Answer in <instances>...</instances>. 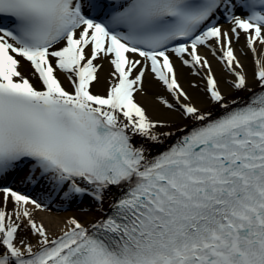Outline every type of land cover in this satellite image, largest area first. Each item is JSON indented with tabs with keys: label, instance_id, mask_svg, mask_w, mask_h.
<instances>
[{
	"label": "snow or ice",
	"instance_id": "1",
	"mask_svg": "<svg viewBox=\"0 0 264 264\" xmlns=\"http://www.w3.org/2000/svg\"><path fill=\"white\" fill-rule=\"evenodd\" d=\"M85 198L94 221L36 219ZM0 264H264V0H0Z\"/></svg>",
	"mask_w": 264,
	"mask_h": 264
},
{
	"label": "bare ground",
	"instance_id": "2",
	"mask_svg": "<svg viewBox=\"0 0 264 264\" xmlns=\"http://www.w3.org/2000/svg\"><path fill=\"white\" fill-rule=\"evenodd\" d=\"M237 49V55L240 57L242 64L244 65V71L248 75L249 84H253V71H254V57L253 54L247 50L245 47V39L241 36L238 43L234 45ZM103 70L100 73V83L95 86L94 91L98 93H103L106 87V80L109 77V73L111 71L110 65L104 61ZM212 67L217 75V78L220 82V86L225 92L229 93L231 97H245L249 95L246 92H236L231 90L230 81L233 79L230 73L226 71V69L219 64L216 60H212ZM180 82L182 86L188 91V93L193 98V101L199 103L203 107L209 106L207 103V97L205 92L203 91L204 82L200 79V77L192 75L191 71L187 68L180 69ZM192 83H197L198 87H191ZM147 93L144 96L138 97L140 102L149 110L150 114L153 117H162V118H170L179 122V115L177 113H170L166 109H164L156 99L157 96H167L164 88L158 84L156 81L151 78L146 83ZM170 99V97H168ZM157 148H153L154 151ZM75 203H73L74 205ZM108 202H105L104 208L106 209ZM73 210H68L66 212H43L39 213L36 217L38 222H43L48 228L50 233H59L60 230L64 227L66 221L74 216ZM99 212L95 208L93 212L87 213V222L94 221ZM86 222V223H87ZM27 240H30L32 243H35V239L32 236H28L26 232H22L20 234ZM31 235V234H30Z\"/></svg>",
	"mask_w": 264,
	"mask_h": 264
},
{
	"label": "rangeland",
	"instance_id": "3",
	"mask_svg": "<svg viewBox=\"0 0 264 264\" xmlns=\"http://www.w3.org/2000/svg\"><path fill=\"white\" fill-rule=\"evenodd\" d=\"M92 206H93V205H91V206L89 205V206H84L85 208L82 207L83 209H81L80 207L77 208V209H75V211H73V212H75V213H74V216H76L77 218H79L80 220H83V221L85 222V221H86V220L84 219L85 217H82V215H85L86 213H83V212H85L86 210H88V211L91 210V208L94 207V206H93V207H92ZM86 207H87V208H86ZM55 211H56V212H61V211H64V210L59 209V207H54L53 210H52V212H55ZM80 215H81V216H80ZM85 216H86V215H85ZM26 231H27V230H26ZM26 234L29 235L30 233L27 232ZM29 236H31V235H29Z\"/></svg>",
	"mask_w": 264,
	"mask_h": 264
}]
</instances>
